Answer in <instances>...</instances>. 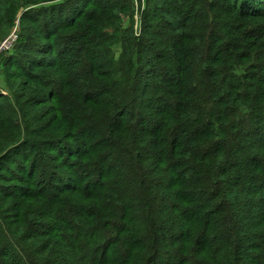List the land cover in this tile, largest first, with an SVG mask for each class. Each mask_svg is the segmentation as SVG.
<instances>
[{
	"label": "trees",
	"instance_id": "trees-1",
	"mask_svg": "<svg viewBox=\"0 0 264 264\" xmlns=\"http://www.w3.org/2000/svg\"><path fill=\"white\" fill-rule=\"evenodd\" d=\"M20 9L0 264H264V0H145L140 35L131 0H0V38Z\"/></svg>",
	"mask_w": 264,
	"mask_h": 264
},
{
	"label": "rangeland",
	"instance_id": "rangeland-1",
	"mask_svg": "<svg viewBox=\"0 0 264 264\" xmlns=\"http://www.w3.org/2000/svg\"><path fill=\"white\" fill-rule=\"evenodd\" d=\"M131 3H132V8L134 9V12H133V19H129V17H125V16H122V23H121V28H126L130 25H133V28H134V32L136 35H140V32H141V21H142V10L144 8V5H145V0H131ZM21 12V9L20 10H17V14H16V17L14 18V24H13V28L10 32V34L8 36H6L5 38H8V40L1 45V41L4 39V38H0V59L2 60V56H7L9 53H11L12 50H14L15 48V44L17 43L16 39H17V30H18V26H19V21H18V16ZM9 52H8V51ZM121 51H122V48H121V45L119 44H114L112 46V55H113V58L114 60L118 61L119 58H120V54H121ZM5 52H8V53H5ZM1 70V69H0ZM3 80V75L0 73V82Z\"/></svg>",
	"mask_w": 264,
	"mask_h": 264
},
{
	"label": "built area",
	"instance_id": "built-area-1",
	"mask_svg": "<svg viewBox=\"0 0 264 264\" xmlns=\"http://www.w3.org/2000/svg\"><path fill=\"white\" fill-rule=\"evenodd\" d=\"M11 34H12V33H11ZM11 34H10V36H11ZM10 36H9V37H10ZM9 37H8V38H9ZM8 38H4V39L1 41L2 43L0 42L1 45L4 43V41L6 42V41L8 40ZM1 45H0V46H1Z\"/></svg>",
	"mask_w": 264,
	"mask_h": 264
}]
</instances>
